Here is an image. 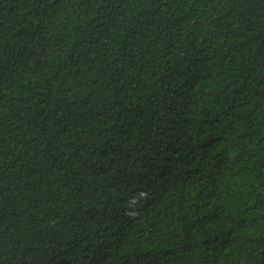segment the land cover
<instances>
[{"label":"trees","instance_id":"obj_1","mask_svg":"<svg viewBox=\"0 0 264 264\" xmlns=\"http://www.w3.org/2000/svg\"><path fill=\"white\" fill-rule=\"evenodd\" d=\"M0 264H264V0H0Z\"/></svg>","mask_w":264,"mask_h":264}]
</instances>
